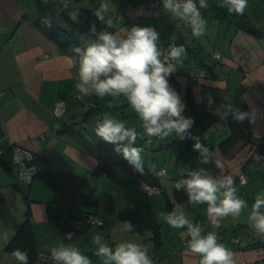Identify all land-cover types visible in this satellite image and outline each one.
<instances>
[{"label": "crops", "instance_id": "obj_1", "mask_svg": "<svg viewBox=\"0 0 264 264\" xmlns=\"http://www.w3.org/2000/svg\"><path fill=\"white\" fill-rule=\"evenodd\" d=\"M148 2L111 0L114 8L105 16L113 20L121 34L134 26L139 16H144L136 26L153 27L159 33L158 42L173 41L175 35L174 42L187 48L183 66L178 65V71L170 77V85L182 100L189 88L200 108L207 104V94H211L216 105L226 102L244 111L256 107L264 112V32L255 34L245 30L237 23L242 16L236 20L235 16H226L227 13L219 16L218 12L211 11L209 19L208 8L216 4V0H209V7L201 10L208 21L207 32L197 39L181 21L173 20L163 8H150ZM100 3L101 0H73L72 10L79 8L78 16L81 15L80 26L82 15L95 12ZM37 16L33 0H0V141L18 142L33 150L37 170L49 168L79 176L82 190L93 193L98 203L93 209L54 201L52 187L40 175H35L29 183L19 180L9 165V156H0V264H18L12 256L14 249H7L5 245L26 216L33 228L38 253H50V249L61 242L73 243L84 249L94 264H101V259L91 252V238L99 233L113 247L122 241L148 246L155 264H198V258L186 249V230L169 227L161 213L172 211L179 203L190 219L199 220L205 231H212L207 206L190 204L186 194L176 199L174 184L182 178L181 168L204 167L213 176L220 175V169L214 163H199V153L192 147L193 139L189 152L182 153L183 145L175 135L168 139L171 144L162 147L157 139L151 138L152 147L141 143L135 146L147 149L142 151V156L144 153L149 156L144 158L147 173L164 168L165 174L155 180L161 192L142 191V173L117 154L113 145L103 143L88 131L89 120L96 122L106 112L101 98L76 97V69L69 59L75 56L69 49L72 45L65 47L47 34L35 23ZM94 17L96 31L105 29L106 25L95 14ZM244 17L252 25L264 26V0H249ZM211 21L216 23L212 24L213 29ZM80 26L77 25V29ZM107 30L116 31L115 28ZM84 32L91 33L90 26ZM206 50L220 52L216 66L210 64L212 59L208 58ZM193 68L204 71L206 76L188 84L186 72ZM58 98L66 101V112L54 130L52 108ZM122 114L125 116L123 111ZM126 115L127 125L138 118L130 107ZM240 124L251 140H264V119L255 123L245 120ZM227 133L228 128L223 123L203 133L191 132L212 149L216 159L224 165L225 174L233 175L238 194L249 206L238 221L223 218L221 227L215 231L220 242L233 251L235 264H264V247L248 245L246 240L251 205L255 195L264 191V166L248 160L251 151H247L245 145L222 150L220 142ZM98 141L102 143L100 148H108L112 156L119 158L115 159L116 167L109 173L93 172L98 163L108 162L99 159L101 152L97 153L94 144ZM153 147L156 148L152 153ZM239 174L245 176V181L239 179ZM119 221H130L136 234L120 232ZM67 230L72 232L71 241L65 238ZM234 236L238 237V242L233 241ZM33 264L41 263L37 258Z\"/></svg>", "mask_w": 264, "mask_h": 264}, {"label": "clouds", "instance_id": "obj_2", "mask_svg": "<svg viewBox=\"0 0 264 264\" xmlns=\"http://www.w3.org/2000/svg\"><path fill=\"white\" fill-rule=\"evenodd\" d=\"M70 3L71 0H60L61 7L76 21L79 10H69ZM216 3L236 16H243L249 6V0H216ZM162 5L164 12L170 14L173 20H179L190 28L192 37L199 39L206 34L208 21L201 10L209 7V0H162ZM111 8H114L111 0H101L94 14L106 28L97 32L95 25H91L90 32L96 39H88L83 47L73 49L75 56L69 59L76 69L75 89L80 99L123 97L137 115L143 132L138 133L134 127H127L125 121L105 112L95 123L94 135L113 145L114 151L141 173L144 160L142 148L135 146L138 137L146 135L163 140L175 135L179 140L193 139L195 143L192 147L199 153V163H214L221 174L213 176L204 167L181 168L182 178L175 182L174 188L183 190L190 204L207 206L213 230L205 231V226L190 219L179 203L172 211L161 213L162 219L173 229L186 230V249L198 258V264H235L233 251L220 242L215 230L221 227V220L225 217L238 221L249 206L238 194L233 175L225 174L224 165L216 159L212 149L199 137L191 135L194 121L183 114L184 102L169 83L170 77L178 71V65L183 66L188 50L183 44L175 43L161 50L158 47L159 33L150 26L134 25L121 34L113 20L105 16ZM41 22L47 27L52 26L50 17ZM109 28L116 31L110 32ZM172 39L175 40V35ZM206 98L211 115L217 116L220 121L231 119L238 123L245 120L255 123L264 119V112L256 107L244 111L232 103L216 105L211 94H207ZM255 158L257 161L264 160L259 155ZM247 221L249 227L264 239V191L255 195ZM119 225L120 232L136 234L130 221H119ZM65 238L71 241L73 237L67 233ZM91 244L92 255L100 258L101 264H155L149 247L134 241H122L113 247L96 233L91 238ZM12 256L18 264H29L27 251L16 249ZM50 260L52 264H94L84 249L64 242L50 249Z\"/></svg>", "mask_w": 264, "mask_h": 264}, {"label": "trees", "instance_id": "obj_3", "mask_svg": "<svg viewBox=\"0 0 264 264\" xmlns=\"http://www.w3.org/2000/svg\"><path fill=\"white\" fill-rule=\"evenodd\" d=\"M37 9H38V16L35 20V23L42 27L44 31L47 32L52 38H55L59 41L63 46L72 45L69 49L72 51L75 47H83V41H80L76 30L78 22L73 21L71 17L68 15V12L65 11L61 5L60 0H33ZM150 1V0H149ZM73 0L69 4V10L72 9ZM157 8V7H155ZM51 18L52 26L47 27L41 21L47 18ZM57 17V18H56ZM144 16H139L136 22ZM64 21H63V20ZM144 19V18H143ZM65 20H67L66 24ZM141 23V22H140ZM245 30L251 33H261L264 32V26H255L252 25L244 15L240 17L237 21ZM58 36H61L58 39ZM171 42V41H170ZM169 43L167 42H158V47L162 50H166V46ZM206 53V52H204ZM220 53V52H219ZM211 53H206L208 58H210ZM205 55V54H204ZM221 58V54H220ZM212 59V58H211ZM219 60L212 59L210 63L212 66H216L219 63ZM210 65V66H211ZM194 70V69H191ZM196 71V70H195ZM189 70L186 72V78L188 76ZM198 72V71H196ZM204 72V71H203ZM205 73V72H204ZM206 76V73H205ZM173 77V75H172ZM204 78V77H203ZM188 79V78H187ZM198 80H193L192 82H196ZM188 82V81H187ZM188 84H191V82ZM183 102L185 105L184 115L189 116L193 119L194 124L190 129V132L196 131L198 133H203L207 131L209 128L214 126L217 123H223L228 128L227 135L221 140L220 147L222 150L227 151L231 148L235 147L236 145H245L247 151L250 150L251 154L248 160H253L260 166H264V160L257 161L255 158L256 155L264 157V140H251L248 137L244 129L242 128L241 124L235 122L231 119L228 121H220L217 116L211 115L207 104H203L202 107H198L196 102L191 96L189 88L186 89V92L183 94ZM215 106V105H214ZM159 141V147L164 145L171 144V141L167 139H159L154 138ZM168 140V141H166ZM166 141V142H165ZM183 147L181 152L188 153L191 147V138H186L184 140H180ZM96 146L97 153L101 152L99 159H106L108 160L107 163L100 164L98 163L93 170L94 173L101 174V173H109L113 170L116 165L113 163L115 159H119L118 157L112 156L110 154L108 148H100L102 143L100 141L94 143ZM180 153V155L182 154ZM37 175H40L53 189V200L57 202H68L73 207L76 206H91L93 209H96L98 199L93 193H86L82 190V179L79 176L70 173V172H54L49 168H43L38 170ZM151 178V179H150ZM153 178V179H152ZM157 177L153 176V173H147V169L144 167L142 172L141 180L149 182L151 184H158L156 180ZM186 193L183 190L177 191L174 188V195L176 199H181ZM251 229V228H249ZM248 245H259L264 247V242L258 240H248ZM5 247L7 249H20L22 251H27L29 255V264H33L36 259L38 258V250L35 244L34 232L29 220V216L22 221L20 226L16 229L13 233L11 238L7 241Z\"/></svg>", "mask_w": 264, "mask_h": 264}, {"label": "built area", "instance_id": "obj_4", "mask_svg": "<svg viewBox=\"0 0 264 264\" xmlns=\"http://www.w3.org/2000/svg\"><path fill=\"white\" fill-rule=\"evenodd\" d=\"M148 6L150 8H159L162 9V0H150L148 2ZM144 17H141L137 22H134V25L140 24V22L143 20ZM11 40V38H10ZM171 43H175L174 41H171L167 44L166 49ZM176 44V43H175ZM210 58L212 59H220V53L216 50L212 51L210 54ZM205 77V73L203 71H194L189 70L188 72V82H192L193 80H200L201 78ZM78 98V94L76 95ZM80 99V98H78ZM66 112V101L62 98H58L52 108V114H53V129L56 130L59 126V121L62 119ZM142 148L143 151H146L147 149L142 146H137ZM8 155L9 156V165L14 169L16 177L19 180L25 181L29 183L32 178L37 175V168L34 164V152L30 148L14 141H6L1 142L0 141V156ZM165 174V169H159L153 173V176L158 177ZM239 179L241 181H245V176L243 174H239ZM140 189L146 193H158L161 192V187L158 184H151L149 182H146L144 180L140 179ZM194 222L200 223L199 220H195ZM72 233L70 230L65 231V234ZM234 242H238V237L234 236L232 237ZM258 240L261 242H264V239H262L258 234L254 232V230L249 229L246 233V240ZM119 243V242H118ZM38 259L41 264H52L50 260V253L49 252H39L38 253Z\"/></svg>", "mask_w": 264, "mask_h": 264}, {"label": "rangeland", "instance_id": "obj_5", "mask_svg": "<svg viewBox=\"0 0 264 264\" xmlns=\"http://www.w3.org/2000/svg\"><path fill=\"white\" fill-rule=\"evenodd\" d=\"M214 6L215 7H213V8H208L209 19H210V12L211 11L214 12V13L218 12L220 14L219 16H223V13H227L226 16L227 15H228V17L235 16L236 20L239 19V16H236L235 14L230 15L225 8L219 7L217 5V3ZM217 8L220 9V12L218 11ZM77 10H79V8H77ZM80 17H81V15L78 16L77 20H76V22H78V23H76L78 26H80L79 25V21H78V19ZM94 19H95L94 11L86 13V15H82L81 26L76 30V33H77L78 37L80 38L79 39L80 41H84L85 39L87 40V37H88V39H91V40H95L96 39V36L93 35L92 33H87L86 34L84 32L85 29H87V26H91L93 24L95 25ZM66 23H67V20H65V23H63V24H66ZM212 24L215 25L216 24L215 21H211V28H212ZM110 32H113V30H110ZM189 33H191V31H189ZM211 51L212 50H206L207 53H211ZM193 69L195 71V68H193ZM169 83L172 84L171 80L169 81ZM100 103H101L103 109H105L106 112L111 113L113 116H115L118 119L123 120L125 122H127L129 120V119L126 120V118L128 117L126 115V113L129 112V106H128L127 101L123 97H121L119 99H113V98H110V97H105V98L101 99ZM122 111H123V113H125V116H123ZM132 120L130 121L131 123L129 125H127V123H126V126L127 127H134L137 130L138 133H142L143 129L141 128V122L139 121V119L137 118V119H132ZM95 123L96 122H93L92 120H89V122H88V127H90L89 130H88L89 132H91V133L93 132L94 133ZM93 136H94V134H93ZM152 142H153L152 139L145 135L142 138L138 137L136 143H141V144H143V145H145L147 147H152L151 146ZM103 143H105V142H103ZM155 148L156 147L152 148V153L155 151ZM145 154L146 153L143 154V160H144V158L149 157L148 155H145Z\"/></svg>", "mask_w": 264, "mask_h": 264}]
</instances>
